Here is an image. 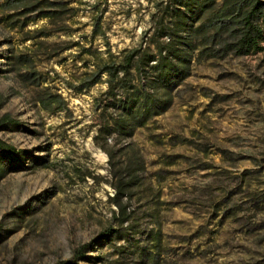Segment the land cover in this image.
<instances>
[{"label": "rangeland", "instance_id": "374dc122", "mask_svg": "<svg viewBox=\"0 0 264 264\" xmlns=\"http://www.w3.org/2000/svg\"><path fill=\"white\" fill-rule=\"evenodd\" d=\"M71 3L67 30L33 39H23L27 29L53 25L39 18L18 30L0 12V119H10L0 138L28 151L16 169L0 155V264H264V48L209 58L194 51L172 105L135 130L145 170L116 197L131 150L110 161L94 139L110 116L107 76L80 90L68 83L88 76L97 53L120 54L149 37L163 4ZM25 47L46 79L38 87L8 64ZM44 85L67 108H40L34 98Z\"/></svg>", "mask_w": 264, "mask_h": 264}, {"label": "trees", "instance_id": "16d2710c", "mask_svg": "<svg viewBox=\"0 0 264 264\" xmlns=\"http://www.w3.org/2000/svg\"><path fill=\"white\" fill-rule=\"evenodd\" d=\"M160 2L163 5L149 37L123 49L120 54H115L111 49L106 57L97 53L88 76L78 84L68 83L70 87L80 90L99 82L103 75L107 76L105 92L109 98L107 105L110 106V116L100 122L94 139H103L101 146L108 153L110 161L115 150H131L129 165L119 173L114 184L116 197L126 194L131 185L138 183L141 172L145 170L143 156L131 139L135 130L172 105L175 92L191 73L194 51H198L199 57L209 58L223 57L229 53L246 55L264 48V0ZM75 10L71 0L0 1L2 20L10 28L23 30L29 22L39 18L53 25L50 29L45 25L34 30L27 29L24 40L47 36L52 31L67 30V20L72 18ZM97 24L94 30H97ZM88 50L90 47L84 48V51ZM8 64L26 86L38 87L46 80L29 48L12 50L8 55ZM34 101L48 112L67 108V101L61 92L47 85L41 87ZM7 118L5 114L0 119V129L10 120ZM109 135H114L110 148L104 145ZM27 152L0 138V155L7 163V169L22 165V156ZM5 170L3 168L0 175ZM127 217L124 215L123 220ZM75 252L77 256L83 255L85 245Z\"/></svg>", "mask_w": 264, "mask_h": 264}]
</instances>
